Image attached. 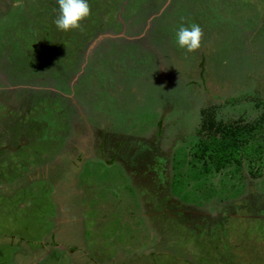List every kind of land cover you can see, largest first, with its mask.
Masks as SVG:
<instances>
[{
	"label": "rangeland",
	"instance_id": "rangeland-1",
	"mask_svg": "<svg viewBox=\"0 0 264 264\" xmlns=\"http://www.w3.org/2000/svg\"><path fill=\"white\" fill-rule=\"evenodd\" d=\"M88 3L0 0V264H264V152L184 163L264 115V0Z\"/></svg>",
	"mask_w": 264,
	"mask_h": 264
},
{
	"label": "trees",
	"instance_id": "trees-1",
	"mask_svg": "<svg viewBox=\"0 0 264 264\" xmlns=\"http://www.w3.org/2000/svg\"><path fill=\"white\" fill-rule=\"evenodd\" d=\"M213 119L212 111H203L199 123L204 125L205 122L211 123ZM233 124L224 122L218 127L221 128L219 132H210L201 137L190 160L183 158L188 167L194 168L195 164H200L199 170H194V176L210 170L217 172L229 166H233L234 171H239L242 160L248 161L249 166H252L259 159L264 152V115L249 124ZM175 160L172 166L179 163V160ZM179 177V171L172 172L171 188L181 182Z\"/></svg>",
	"mask_w": 264,
	"mask_h": 264
},
{
	"label": "clouds",
	"instance_id": "clouds-1",
	"mask_svg": "<svg viewBox=\"0 0 264 264\" xmlns=\"http://www.w3.org/2000/svg\"><path fill=\"white\" fill-rule=\"evenodd\" d=\"M59 15L54 23L61 31H70L81 27V21L91 14L88 0H57ZM203 30L199 24L181 25L176 32L175 39L180 48L188 52H195L201 48Z\"/></svg>",
	"mask_w": 264,
	"mask_h": 264
},
{
	"label": "flooded vegetation",
	"instance_id": "flooded-vegetation-1",
	"mask_svg": "<svg viewBox=\"0 0 264 264\" xmlns=\"http://www.w3.org/2000/svg\"><path fill=\"white\" fill-rule=\"evenodd\" d=\"M143 139V138H142ZM141 142H144V143H146L145 141H141Z\"/></svg>",
	"mask_w": 264,
	"mask_h": 264
}]
</instances>
